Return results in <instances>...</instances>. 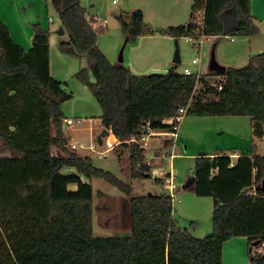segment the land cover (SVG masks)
<instances>
[{
	"label": "trees",
	"instance_id": "16d2710c",
	"mask_svg": "<svg viewBox=\"0 0 264 264\" xmlns=\"http://www.w3.org/2000/svg\"><path fill=\"white\" fill-rule=\"evenodd\" d=\"M51 2L68 34L60 50L86 60L76 76L100 104L103 129L111 127L117 146L128 150L132 182L153 178L137 141L142 127L170 131L166 120L182 106L191 115L248 116L254 136H264V52L223 73L188 75L174 64L165 73L138 75L99 47L95 18L81 0ZM117 18L127 44L156 33L176 39L260 33L251 0H194L190 21L166 29L151 28L134 11ZM32 28L25 50L0 9V139L17 154L0 157V264H224V243L235 237L247 238L251 264H264V155L256 144L234 163L225 153L196 158L194 191L212 196L214 211L213 232L194 237L178 225L168 193L138 194L131 181L68 149L62 105L73 93L51 74L50 31L39 23ZM214 74L222 76L216 86L207 79ZM53 148L66 155L52 156ZM67 168L77 173L66 175ZM82 176L104 178L127 195L129 236L94 235L93 186ZM72 183L77 190L69 189Z\"/></svg>",
	"mask_w": 264,
	"mask_h": 264
},
{
	"label": "rangeland",
	"instance_id": "374dc122",
	"mask_svg": "<svg viewBox=\"0 0 264 264\" xmlns=\"http://www.w3.org/2000/svg\"><path fill=\"white\" fill-rule=\"evenodd\" d=\"M193 3L194 0H81V4L86 8L89 16L99 17L107 23V28L98 31V39L101 38L110 41L119 39L122 41L113 63L118 62L120 49L126 39L117 18L118 14L121 12L130 13L140 9L142 10L144 22L151 28L156 30L166 29L170 26L187 24L190 21ZM252 5L253 0H251V7ZM0 9L1 16L10 28L12 37L16 42L22 45L25 50H29L32 47V25L39 23L42 27L50 31V36L56 37L55 50H57L58 53L66 54L60 50L59 43L61 40H66L68 34L59 35L57 33V30L62 26V22L51 0H0ZM255 11L256 9L253 8L254 13ZM256 22L260 27V33L250 37L248 41L244 39L247 37H201L200 39L193 40L195 42L203 41L199 49L194 46L190 37L183 36L178 38L181 55V62L178 64V72L183 73L185 68H189L193 74H201V72L209 70L210 61L212 70L209 73L221 72L228 67L244 66L248 63L251 56L264 52V20L261 22L260 19H257ZM154 35L164 36L161 33H156ZM212 37H215V39ZM135 43L136 42H132L126 45L124 51V64L127 66H129L128 60L131 46ZM99 47L102 49L100 45ZM249 52H251V55H249ZM244 55L249 56L245 62L240 60L234 63V58ZM74 56L75 55L67 54L63 57L77 61L78 59L72 58ZM195 58L198 59L197 63H193V59ZM56 59L55 55L51 57L50 54V60H54L56 63ZM80 59V64L72 74V77L83 85L91 98L87 100L84 94H78L75 91L73 97L63 103L62 109L65 116L69 114L67 116H71L70 118L72 119H81L80 123H76L73 127H68L67 134L78 142L92 145L96 141L95 138L92 139V141L90 140L91 131L89 129H81L92 126L95 129L94 132L97 137L100 133V131L97 130L101 127L102 122L101 119H97L98 117H94L98 116L94 108L96 106L100 110H102V108L88 87L76 76V73L82 67L86 66V60L84 58ZM214 60L218 61L220 66L217 64L213 65L212 61ZM64 64L63 62L61 64L58 63V65ZM207 79L210 85L216 86L222 79V76L214 74L210 75ZM201 86V84H198L197 93L199 89H201ZM67 88L71 91L70 85L67 84ZM78 104L81 106H88V115L71 114L72 110H74ZM179 135L180 138L171 135L173 144L167 147L163 146L160 137L153 136L149 138L144 145L146 149L145 160L153 164V171L157 173L158 176H162L164 173L170 171L175 174L179 190L178 199L174 200L173 207L174 216L178 225L181 228L187 229L194 237L204 238L213 232V197L198 196L193 189L182 188V185L193 175L196 166V158L198 156H203L202 153L204 152L208 154L215 151L232 153L234 150H238L239 147H241V152L242 150H244L243 152H248L250 148L248 142L251 143V141H253L254 144L258 143L261 147V152L264 153V139L260 141V139L253 135L250 117L230 115L196 116L187 114L182 120ZM108 138L109 136L106 137V139ZM107 148L106 144L103 146L97 145L95 151L79 149L78 153L82 156L90 154L91 156L89 157L93 159L96 166L114 173L118 178L124 181L132 182L130 178L128 150L126 151L123 147L116 145L113 151L107 152L106 156L100 158L98 152L105 151ZM14 155L17 154L10 151L0 139V157H11ZM63 173L70 175L76 174L77 171L74 168H67L63 170ZM152 176L154 175L152 174ZM154 178L155 176L153 178L133 181L132 185L135 192L138 194L167 193L163 184L157 183ZM82 179L84 182H88L93 186L94 235L99 237L129 236L131 234L132 218L131 204L127 195L104 178L94 177L89 179L82 176ZM77 188V184L72 183L69 185L71 191H75ZM223 254L227 264H251L248 256V240L245 237H235L234 240H227L223 246Z\"/></svg>",
	"mask_w": 264,
	"mask_h": 264
},
{
	"label": "crops",
	"instance_id": "0c3cea01",
	"mask_svg": "<svg viewBox=\"0 0 264 264\" xmlns=\"http://www.w3.org/2000/svg\"><path fill=\"white\" fill-rule=\"evenodd\" d=\"M253 8L256 9L255 13L253 12ZM252 14L256 20L260 19L261 22L264 20V0H253ZM94 18H95V22H94L95 29H97L98 31H102L104 28H107L106 21H103L99 17L94 16ZM65 34H66V31H65ZM212 38L215 39V37H212ZM175 39L176 38H173V37L168 36V35H164V36H155V35H153V36H141L140 38H138L136 43L131 46V49H130L131 51L129 54L128 64H129V67L132 70V72L134 74H138V75H145V74H149L152 72H162V73L167 72L173 66V64H175L174 62H172ZM244 39H246L248 41V39H250V38H244ZM56 41H57V39L55 36H50V54H51V57L53 55H55V57L57 58L56 63L54 62V60H50L51 61V73H52V75L55 78L63 81L66 84L65 88L68 92H72L74 94H75V91L78 94L82 93L87 98V100H89L91 98L89 93L86 91V89L83 87V85H81L78 81H76L72 77V74L76 71V69L78 68V66L80 64L79 60H81V59L77 56L72 57V58L78 59L77 60L78 62H77V61H74L72 59H68L67 57H63V56H66L67 54L58 53V51L55 50L54 46L56 45ZM202 42H201V45H202ZM98 43L102 47V49L105 51L109 60L113 62L114 57L116 56V53H117L118 49L120 48L122 41L119 39H116L114 41H110V40H103L100 38V39H98ZM250 44H251V42H250ZM201 45H200V48H201ZM258 51H261V50H258ZM250 53L251 52H249V55H251ZM247 55H244L241 57L238 56L237 58H234V63L239 62L240 60L245 62V60L248 59V57H249ZM124 59H125V57H124ZM58 60H59V62H58ZM62 62L65 64L64 65H58V63L61 64ZM212 63H213V65L217 64L218 66H220V63L216 60L212 61ZM210 64H211V61H210ZM210 64H209V70L201 72V74H199V75H205V74L209 73L212 70L210 67ZM219 73H222V72H219ZM67 84L71 86V91L68 90ZM93 105H95V104H93ZM91 107H93V106H91ZM97 108L98 107L96 106L94 109L96 110V115L98 113V116H94V117H98L97 119L100 120L101 119L100 116L102 115V110H100L99 108L97 109ZM88 113H89L88 112V106L87 105L81 106L79 104L71 112V114L83 115V116L88 115ZM67 115H69V114H67ZM67 115L65 116V119L71 117V116H67ZM196 116H198V115H196ZM63 128H64L65 137L69 140V143L70 142H78L67 134L68 127L65 126V121H64ZM83 129H85V130L89 129L91 131L90 140L92 141V139L95 138V141L97 142V137H96V134L94 132L95 129L92 126L84 127L81 130H83ZM102 130H103V127L101 125V127L97 131L101 132ZM159 132L160 133H158L157 135H154V136L160 137L162 139L163 146L167 147V146H170L173 144V139L171 138V135L167 131H159ZM177 137L180 138L179 133H178ZM257 138L260 139V141H261L262 139H264V136L263 137H257ZM109 139L113 140L116 143V145L119 144L118 139L116 138V136L113 133L110 134ZM248 144H249V142H248ZM256 146H257L258 154L264 155V153L261 152L260 145L258 143H256ZM240 149H241V147H239L238 150H234L232 153H226L223 151H220V152L215 151V152L208 154V153L204 152V155H210V156L214 157L219 153H222V154L225 153V154L230 155L232 162L234 163V162H236L238 157L241 156L242 153H245V152H243L244 150H242V152H241ZM110 151H113V150H110ZM87 156H91V155L88 154ZM151 166H152L151 173L156 178L162 179L168 173L167 172V173H164L162 176H158V174L153 171V164H151ZM194 174L195 173L193 172V175ZM161 184H162V182H161ZM188 189L194 190V185ZM230 240H234V238H232ZM229 242H231V241H229ZM223 263L227 264L226 260L224 258V254H223Z\"/></svg>",
	"mask_w": 264,
	"mask_h": 264
},
{
	"label": "built area",
	"instance_id": "2783aa9c",
	"mask_svg": "<svg viewBox=\"0 0 264 264\" xmlns=\"http://www.w3.org/2000/svg\"><path fill=\"white\" fill-rule=\"evenodd\" d=\"M190 39H192V41L194 40L193 38H190ZM194 43H195V41H193V44ZM197 61H198L197 58L193 59V63H197ZM183 73L188 74V75L189 74H193L189 68H185ZM220 89H221V87H220ZM187 110H188L187 106H182V107H180L178 109V111H177L175 116H173V117H171V118L166 120L169 124L172 125V129L170 131H167L172 136H174V137L178 136L182 120H183L184 116L187 115ZM80 121H81V119L67 118V119H65V126L73 127L76 123H80ZM107 129L110 131V134L113 133L111 127L107 128ZM159 131H162V130L153 129V128L150 127V124L147 123L146 125H144L142 127L141 134H140L139 138L137 139V141L142 144V147H144V145L147 143V140L150 137L160 133ZM110 134H109V136H110ZM105 144L107 145L108 148L105 151L98 152L99 153L98 156L100 158L106 156L107 152H109L110 150L115 149V147H116V143L113 140H110L109 138L106 139V137L104 138V142H103L102 146L105 145ZM97 145H99L98 142H95L92 145H86L83 142L82 143L81 142H70V143L67 144V147H68L69 150L74 151V152H78L79 149L95 151ZM145 154H146V149L144 151V155ZM51 155L52 156H65L66 153H64L59 148H53V150L51 152ZM161 181H162V184H163L164 188L167 190V193L172 197L173 201L177 200L178 199L179 186L176 183L175 174L172 171H170V172H168L165 175V177H163L161 179ZM260 251L264 252V248L262 247L260 249Z\"/></svg>",
	"mask_w": 264,
	"mask_h": 264
},
{
	"label": "water",
	"instance_id": "95a60500",
	"mask_svg": "<svg viewBox=\"0 0 264 264\" xmlns=\"http://www.w3.org/2000/svg\"><path fill=\"white\" fill-rule=\"evenodd\" d=\"M135 14L137 15H141L142 16V10L137 9L134 11ZM57 33L59 35H64L65 34V29L63 26H61L58 30ZM128 42V38L125 39L120 52H119V57H118V62H124V51L126 48ZM173 62L175 64H179L181 62V55H180V48H179V44H178V40L175 39V52H174V57H173ZM222 73L225 72V69H223V71H221ZM110 131L107 128H104L97 136V142L99 143V145H102L104 142V138L109 136ZM204 155V153L202 154ZM150 174V173H148ZM196 181V176L195 174L186 182L182 185L183 189H188L190 187H192L195 184ZM248 191V189H245L243 192L246 193ZM263 258H264V253H263Z\"/></svg>",
	"mask_w": 264,
	"mask_h": 264
}]
</instances>
